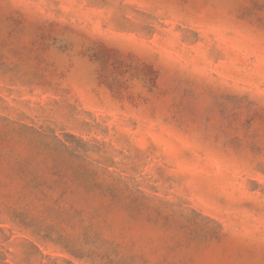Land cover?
<instances>
[{
	"label": "rangeland",
	"instance_id": "374dc122",
	"mask_svg": "<svg viewBox=\"0 0 264 264\" xmlns=\"http://www.w3.org/2000/svg\"><path fill=\"white\" fill-rule=\"evenodd\" d=\"M0 264H264V0H0Z\"/></svg>",
	"mask_w": 264,
	"mask_h": 264
}]
</instances>
